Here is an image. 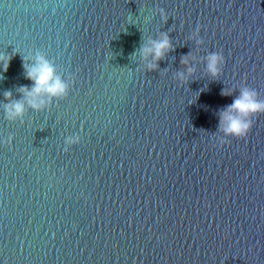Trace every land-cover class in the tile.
<instances>
[{
  "label": "water",
  "instance_id": "water-1",
  "mask_svg": "<svg viewBox=\"0 0 264 264\" xmlns=\"http://www.w3.org/2000/svg\"><path fill=\"white\" fill-rule=\"evenodd\" d=\"M161 33L172 49L148 71ZM37 54L69 87L39 111L19 91ZM9 55L0 264H264V114L243 139L220 123L243 86L264 100V0H0Z\"/></svg>",
  "mask_w": 264,
  "mask_h": 264
},
{
  "label": "clouds",
  "instance_id": "clouds-1",
  "mask_svg": "<svg viewBox=\"0 0 264 264\" xmlns=\"http://www.w3.org/2000/svg\"><path fill=\"white\" fill-rule=\"evenodd\" d=\"M164 16V10H160ZM166 18V17H165ZM200 26H197L194 35H199ZM198 40L197 43H202ZM151 46H142L140 51L147 58L152 57V62L147 65L148 71H154L159 67V61L164 59L167 52L171 51L172 44L167 33H161L157 40L148 42ZM12 56L0 57V63L3 64V70L6 72ZM206 59L207 72L213 78H218L222 71V65L225 63V57L222 51L209 52ZM181 63L188 65L189 57H184ZM26 79L32 81L31 88L21 87L19 89L22 97L26 99L27 105L33 110H42L46 104H50L52 99L66 98L69 92L68 84L56 74V68L45 56L37 54L35 63L32 66H25ZM188 73L191 74L194 69L188 67ZM181 80H186L184 73H178ZM48 96V100L40 99L41 95ZM223 95H231V91H224ZM5 99L11 100L12 93L5 92ZM24 99L14 101L5 107L8 119L22 117L25 111ZM264 114V100L259 98V92L247 85L239 90V95L233 102L220 113L221 130L225 135L233 136L238 139L247 137L253 126V120L258 115ZM10 137L6 143H11ZM79 137H68L65 141L67 145L75 144ZM221 143H224L223 141ZM65 151L67 149L65 148Z\"/></svg>",
  "mask_w": 264,
  "mask_h": 264
}]
</instances>
